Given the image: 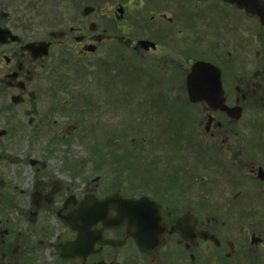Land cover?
<instances>
[{"label": "flooded vegetation", "instance_id": "af4514ba", "mask_svg": "<svg viewBox=\"0 0 264 264\" xmlns=\"http://www.w3.org/2000/svg\"><path fill=\"white\" fill-rule=\"evenodd\" d=\"M114 1L0 0V264H264L261 16Z\"/></svg>", "mask_w": 264, "mask_h": 264}, {"label": "rangeland", "instance_id": "374dc122", "mask_svg": "<svg viewBox=\"0 0 264 264\" xmlns=\"http://www.w3.org/2000/svg\"><path fill=\"white\" fill-rule=\"evenodd\" d=\"M113 1L114 0H112V3ZM135 6H136V3L132 2L130 9L134 8ZM134 70L135 69H133V67H128L127 75L125 78L127 80H125L124 82L125 83L127 82L128 93L138 94L139 90L141 89L140 87L142 86V83L138 80L139 76L135 75ZM85 87L87 88L88 92L92 90L90 84L89 86H85ZM112 93L114 94L115 92H112ZM133 103L134 102H128L127 113L120 114L119 111L118 112L110 111V113H105L103 116L97 117L96 120L98 124H97L95 132L92 133V136L89 137L88 134H84V135L80 134V136L76 135V137L73 138L74 142L78 143L80 141H84V142L105 141L107 138L114 137V135L116 134L120 135L121 124L127 127V136H126L127 141L131 142L132 137L138 135L137 129H136L137 124L133 121L137 117L135 113H132L131 111L132 109H134V108H131V104ZM144 135H146L147 138L151 137V133H148V132H144ZM148 140L150 141L151 138L150 139L148 138ZM69 148H70L69 146H65V149H69ZM72 149L75 150L76 152L75 157L86 158L89 154L88 149H86L85 146L81 144L80 145L76 144L75 147H73ZM44 262L45 264H64V263H60L56 261V259L48 255H46Z\"/></svg>", "mask_w": 264, "mask_h": 264}, {"label": "water", "instance_id": "95a60500", "mask_svg": "<svg viewBox=\"0 0 264 264\" xmlns=\"http://www.w3.org/2000/svg\"><path fill=\"white\" fill-rule=\"evenodd\" d=\"M231 2H235L237 3V5L241 8H245L248 12L257 14L259 16H261L262 21L264 22V0H228ZM119 11L122 13L123 10L122 8H119ZM202 64H204V62H199L195 67H194V71L197 73L202 69ZM210 65V64H208ZM109 199H107L106 201H108ZM100 201V200H99ZM106 201H102V203H105ZM136 199H127V203L129 204H136ZM101 202V201H100ZM97 204V202L95 203Z\"/></svg>", "mask_w": 264, "mask_h": 264}]
</instances>
